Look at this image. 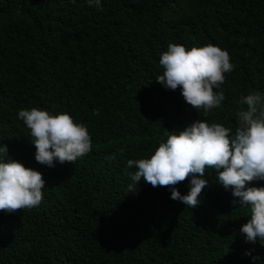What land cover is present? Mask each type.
Instances as JSON below:
<instances>
[{
	"label": "trees",
	"instance_id": "obj_1",
	"mask_svg": "<svg viewBox=\"0 0 264 264\" xmlns=\"http://www.w3.org/2000/svg\"><path fill=\"white\" fill-rule=\"evenodd\" d=\"M101 2L0 0V143L45 181L38 207L0 210V264H264V245L239 232L249 209L211 169L190 209L166 186L129 191L126 166L196 119L235 131L239 98L264 93V0ZM169 43L229 53L225 100L207 115L156 81ZM32 107L85 124L91 151L74 164L38 163L17 116ZM175 187L186 194L189 178Z\"/></svg>",
	"mask_w": 264,
	"mask_h": 264
},
{
	"label": "clouds",
	"instance_id": "obj_2",
	"mask_svg": "<svg viewBox=\"0 0 264 264\" xmlns=\"http://www.w3.org/2000/svg\"><path fill=\"white\" fill-rule=\"evenodd\" d=\"M90 7L101 8V0H85ZM163 69L156 81L166 90L179 88L184 101L205 115L221 105L225 95L220 86L224 73L231 72L227 50L212 44L187 48L169 43L159 59ZM214 89H217L214 91ZM246 107L235 113L236 128L220 123L196 119L180 131H168L165 141L159 143L148 158L128 159L129 191L143 181L152 187L166 186L170 198L193 209L198 197L208 185L205 169L215 173L216 183L230 190L233 202L247 207L250 218L239 232L245 242L264 245V185L250 184L264 180V93L253 91L239 98ZM93 115H99L94 110ZM17 116L30 130V142L35 147V160L47 167L56 163L74 162L92 149L87 126L75 122L67 112L52 114L32 107L21 109ZM106 159H115L114 156ZM189 178V190L181 194L175 187ZM45 181L42 173L26 167L10 157L8 146L0 143V210L38 207L43 200ZM250 255L249 252L245 253ZM255 261V257L252 258Z\"/></svg>",
	"mask_w": 264,
	"mask_h": 264
}]
</instances>
